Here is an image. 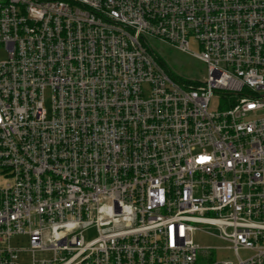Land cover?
<instances>
[{
  "label": "built area",
  "instance_id": "obj_1",
  "mask_svg": "<svg viewBox=\"0 0 264 264\" xmlns=\"http://www.w3.org/2000/svg\"><path fill=\"white\" fill-rule=\"evenodd\" d=\"M20 253L264 264V0H0V264Z\"/></svg>",
  "mask_w": 264,
  "mask_h": 264
},
{
  "label": "rangeland",
  "instance_id": "obj_2",
  "mask_svg": "<svg viewBox=\"0 0 264 264\" xmlns=\"http://www.w3.org/2000/svg\"><path fill=\"white\" fill-rule=\"evenodd\" d=\"M153 49V52L167 67V70L170 74H173L179 80L185 83L190 81H202V79L207 75L205 66L203 63L198 60L185 55L173 47H169L166 44H161L159 42L150 43ZM192 50H194L192 48ZM210 108L213 110H218L227 106L224 102L221 101L219 97H214L211 101ZM96 236L94 229H90L84 234V239L86 241L91 240ZM194 244L201 249H215L216 254L213 255L212 259L217 262H222L223 260H235V255L232 251H228L225 248L227 244L224 241L218 240L215 237H212L208 232H194L192 235ZM17 247L26 248L27 244L20 242L17 244ZM244 255L241 254V257ZM20 262L22 264H31L32 257L30 254L20 253ZM37 260H43L50 258V255L47 253L35 254L34 256Z\"/></svg>",
  "mask_w": 264,
  "mask_h": 264
}]
</instances>
